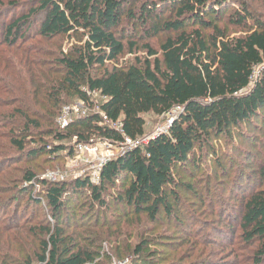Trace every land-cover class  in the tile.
Returning a JSON list of instances; mask_svg holds the SVG:
<instances>
[{"label": "trees", "instance_id": "obj_1", "mask_svg": "<svg viewBox=\"0 0 264 264\" xmlns=\"http://www.w3.org/2000/svg\"><path fill=\"white\" fill-rule=\"evenodd\" d=\"M1 20L0 213L24 195L30 204L43 202L52 224L39 228L44 239L31 255L21 234L12 243L0 241V264H108L115 253L145 256L147 241L131 248L118 239L130 235L142 216L181 226L178 190L192 188L177 176L197 165L195 150L212 149L213 140L230 139L255 120L264 123V21L244 0H0ZM222 23L242 34L230 36ZM159 36L160 57L139 67L114 65L127 47L135 48L131 40ZM95 93L101 102H94ZM68 99L92 111L61 129L57 122ZM176 110L166 130L107 162L97 185L88 179L50 183L16 167L21 159L13 151L52 160L61 151L72 153L74 138L84 144L140 142L143 115ZM261 158L251 173L254 185L239 198L237 220L238 236L255 245L256 264L264 262V152ZM35 182L42 189L36 196L20 186ZM82 195L94 222L76 224L78 231L66 235L68 206ZM21 220L15 213L0 234L22 230L8 227ZM29 234H36L34 228Z\"/></svg>", "mask_w": 264, "mask_h": 264}, {"label": "rangeland", "instance_id": "obj_2", "mask_svg": "<svg viewBox=\"0 0 264 264\" xmlns=\"http://www.w3.org/2000/svg\"><path fill=\"white\" fill-rule=\"evenodd\" d=\"M244 1L248 5V10L258 20L264 21V1ZM0 24H2V20ZM220 26L224 27L230 36H240L242 34V30L232 26L229 27L225 23L220 24ZM161 37L159 36L150 42L131 40V42L136 43L135 48L130 50L127 47L124 54L114 65L139 67L143 66L147 60L153 61L156 57H160ZM62 45V52L65 53L66 42ZM146 45H149L155 53L154 56H149ZM92 98L96 103L102 100L96 93L92 95ZM79 102L76 99H68L63 104L62 115L66 120H73L78 115L74 112L64 114L63 109L73 108ZM85 108L89 109L86 113L92 111L89 106H85ZM178 111H173L170 115L161 117L152 114L143 115L145 136L142 140L152 138L164 131L168 125V120L175 116ZM57 124L59 126L58 122ZM47 141H49L48 144L51 143L49 139ZM93 141H96V139ZM74 143L73 140L68 145L69 149L72 148V153L61 151L58 158L52 157V160H47V158L36 160H30L26 157L21 158L22 154L13 151L15 159H21L16 167L32 169L39 180L45 173L58 171L61 182L69 183L77 179L94 181L92 180V169L99 162L95 160L94 156L87 153H76ZM100 144L98 146L99 151L107 148L102 142ZM32 146L27 144V148H32ZM211 148H205L201 151L195 150L196 154L193 161H196L197 165H189L187 171L181 170L177 176L182 184L192 188V193L183 188L178 190V195L181 198L180 208L182 209V215H185L179 216V219L182 220L181 226H177L172 221L164 220L161 223H151L144 216L140 217L138 221H134V226L135 224L137 226L131 230V234L120 236L118 241L120 244L125 242L124 244L131 248L143 240L147 241L146 255L137 259L131 251L122 257H117L115 253L108 264H256L253 257L255 245L246 243L238 236L237 220L240 213L239 198H241L244 191L251 189L254 185L251 173L256 164L261 161L264 152V123L255 120L252 128L234 131L230 139L220 137L213 140ZM114 152L116 151L112 149L113 155H115ZM12 176L17 175L13 174L12 171ZM20 186L22 188L29 187L32 195L35 196L36 193L42 191L36 182L31 186L25 183L20 184ZM20 186L12 185L11 189H18ZM27 199L28 197L24 195L18 197L14 202L16 203L15 207L13 204L7 212L4 210L0 213V220L3 221L0 229L5 222L11 220L12 215L14 216L15 213L17 215L21 214V217L24 218V222L22 220L10 221L8 227L14 228L18 224L24 228L21 230L16 227L18 230H12V232L9 228L2 230L0 241L4 245L7 242L12 243L13 239H17L15 235L19 236L21 234L25 254L31 255L40 240L44 239V235L40 233L39 228L46 225L47 222L52 224V221L50 214L43 207V202L40 205H34L30 204ZM68 207V213L72 219L71 226L64 228L66 235L78 231L73 228L76 224L83 225L81 223L94 222L92 218L94 212L89 202H86L85 195L79 197L73 206ZM120 209L122 208L119 207ZM114 217H116V214L111 211L110 219H114ZM124 221L122 220L121 224ZM30 228H34L35 235L29 234ZM120 247L122 248V245ZM31 259H34V257Z\"/></svg>", "mask_w": 264, "mask_h": 264}, {"label": "built area", "instance_id": "obj_3", "mask_svg": "<svg viewBox=\"0 0 264 264\" xmlns=\"http://www.w3.org/2000/svg\"><path fill=\"white\" fill-rule=\"evenodd\" d=\"M85 106L87 107V105H85L83 102L80 101L79 104L77 106H74L73 108H64L63 113L68 114L70 112H74L75 114L78 115V117H85L88 114V113H86L87 110H89V109H86ZM100 115H101V117H103V120H106V117L104 116L103 113H100ZM70 121H71V119L66 120L62 115L61 119L58 122L60 128L61 129L65 128ZM171 121H172V118L168 120V125L171 123ZM168 125H167V127H168ZM112 126L115 127L114 124H112ZM167 127H166V129H167ZM148 140H149V138L145 139V140H141L140 142H134V141H130L128 139H125V141L122 143H110L106 140H96V141L91 140L89 143L84 144V143H77L76 138H75L74 144H75L76 148L74 151L76 153H87L90 156H94L95 160L99 162V164L96 167H93V169H92V180H94L95 182L90 181L88 179V181L92 185H96L99 183L101 170L107 162L116 159L118 156L123 155L130 148L136 147L140 143H146ZM100 141L105 146H107V148L105 150L99 151L98 146L101 145ZM112 149L116 151V152H114L116 156L112 154ZM98 152H99V155L97 156ZM41 180H45V181H48L50 183L61 182L60 174L58 171L45 173V175H43L41 177Z\"/></svg>", "mask_w": 264, "mask_h": 264}]
</instances>
